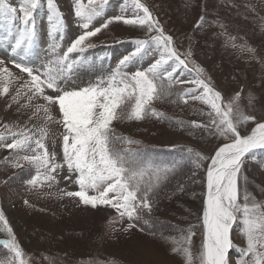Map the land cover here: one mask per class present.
Masks as SVG:
<instances>
[{
    "label": "rangeland",
    "instance_id": "374dc122",
    "mask_svg": "<svg viewBox=\"0 0 264 264\" xmlns=\"http://www.w3.org/2000/svg\"><path fill=\"white\" fill-rule=\"evenodd\" d=\"M13 6L19 0H8ZM39 12L36 24V38L30 53L21 60L12 54L11 45L19 35L17 21L14 25L0 24V60L13 73L9 92L0 95V212H3L8 227L12 230L15 242L21 247L27 264H184L181 254L172 252L170 238L179 237L181 230L194 226L192 252L197 254L202 241V215L206 194L205 176L210 158L219 146L226 141L209 134L203 127H193V122L209 125L211 108L200 100L188 97V103L178 99L177 92L169 98L156 101L154 107L164 114L163 119L146 118L142 121H114L112 127L118 136L137 141L131 145L143 157L148 150L157 147L184 145L209 159L196 166V156L177 163V168L187 172L188 186L183 194L164 204L161 218L171 220L173 232L166 237L154 234L150 224L145 227H131L126 217L121 222L114 209L98 205L96 208L84 206L78 198L63 195L66 191H78V186L69 176L67 167L57 171L56 180L43 186L33 187L27 181L36 174V169L23 160L24 152L16 153L2 145L12 143V132L30 130L38 138L40 129L47 132L44 143L49 153H55L56 161L63 158V126L57 122L58 106H50L53 120L46 121L43 111L37 112L38 105L46 102L35 98L29 101L21 91L18 102L13 101L18 89L30 80L27 73H21L14 67L16 60L34 69L44 72L50 62L62 55L82 30L77 26L74 15V0H55L64 21L63 39L56 35L55 41L49 36L46 0ZM86 3V0H84ZM152 13L164 33L171 36L173 46L187 58L188 67L181 66L173 75V90L197 89L192 83L197 78V67L202 69L199 78L221 93L227 103L236 94H240L239 107L247 115L254 116L255 122L241 124V135L250 134L256 122H264V0H141ZM102 17L94 21L100 26L108 18L124 15L132 18L135 10L131 0H109ZM142 14V13H141ZM201 17L203 20L201 21ZM107 34V35H102ZM156 35V33H152ZM146 38L140 27L114 22L92 40L96 47L83 53V61L74 66L68 87L78 89L95 83L98 78L107 77L116 68L119 60L129 54L136 39ZM60 47L55 53L50 45ZM252 51H248V49ZM190 56H187L188 53ZM81 54H71V59H80ZM158 53L149 51L140 63L130 65L126 71L146 69L158 59ZM112 59L116 61H111ZM36 60H42L40 64ZM171 63V62H170ZM179 81L180 83H175ZM2 87V85H0ZM178 87V88H177ZM47 94L56 93L46 89ZM202 93L197 89L196 93ZM28 95H31L29 93ZM253 97L249 103V97ZM31 154V153H27ZM20 160L23 167H14ZM32 170L33 176L27 178L21 192L12 199L1 188L7 178H22V172ZM264 153H258L256 159H247L241 169L238 185L241 197L244 190L255 202L264 205ZM19 193V194H17ZM25 201L28 203L26 204ZM242 202V200H241ZM110 221L112 223H110ZM133 224V223H132ZM175 232V233H174ZM174 233V234H173ZM178 233V234H176ZM7 230L0 225V262L7 264L12 253L4 247L5 240H11ZM232 239L237 248L246 247L244 238L235 228ZM153 255L156 258H153ZM159 258H157V256ZM240 253L234 248L230 253L231 264H236ZM159 261V262H157Z\"/></svg>",
    "mask_w": 264,
    "mask_h": 264
},
{
    "label": "snow or ice",
    "instance_id": "6c2138e0",
    "mask_svg": "<svg viewBox=\"0 0 264 264\" xmlns=\"http://www.w3.org/2000/svg\"><path fill=\"white\" fill-rule=\"evenodd\" d=\"M127 3L128 0H125ZM108 4L109 0H86V3L84 0H74V15L82 32L62 55L50 62L44 72L39 69L34 72L32 67L12 61L14 67L21 73H27L30 78L17 90L12 98L14 102H18L21 91L26 89L24 94L29 101L39 98L46 102L36 109L37 112L45 113L46 121L54 119L50 106H58L60 116L57 122L64 129L62 162L56 161L54 152L49 153L44 143L47 135L44 128L39 130L37 138L34 133L30 134V130L12 132L5 125L13 136V142L2 146L16 153H26L20 160L36 169V174L27 184L33 187L51 185L56 180L57 171L66 166L69 173L66 179L73 180L79 190L66 191L63 195L78 198V202L84 206L110 207L115 210L121 222L125 217L134 221L151 213L153 198L158 194L161 183L175 171L176 164L156 165L146 160L138 150L131 147L138 142L118 136L112 124L117 120L142 121L150 117L163 119L164 114L155 109L154 103L173 95V75L181 66L187 68L188 60L182 58L173 46L172 37L164 33L141 0H131L135 10L132 18L120 15L106 19L98 27L94 26V21L103 16ZM44 6L42 0H19L16 6L8 0H0V24L12 26L19 22V35L11 45V50L21 60L33 48L37 18ZM46 7L48 34L53 41L57 34L62 40L65 25L55 0H46ZM114 22L143 28L146 38L132 41L133 50L119 60L107 77L98 78L95 83L78 89L69 88L67 85L72 78L74 66L83 61L84 52L96 47L92 38ZM50 47L55 53L60 45L54 42ZM150 50L158 53L159 58L146 69L131 73L126 71L130 65L140 63ZM73 53L81 54V58L71 59ZM190 55L189 52L187 56ZM195 71L197 78L187 83L195 84L197 89H202V93L194 94L197 89L190 88L177 93L178 99L188 103V97H191L208 105L211 108L208 113L209 125L193 122V127H203L209 134L223 138L226 142L215 151L206 169L207 193L203 205L200 248L194 255L193 226L186 231L181 230L179 237L170 238L172 252L181 254L184 264H231L230 251L236 248L240 253L236 264H264V205L255 202L246 189L241 197L238 185L246 158L254 160L258 153H264V122H256L250 134L241 135L238 126L255 122L256 118L245 114L239 107L240 94L225 103L220 92L214 91L209 83L199 78L203 70L197 67ZM13 79V73L0 60V95L9 92ZM46 89L56 95L47 94ZM253 99L249 97L250 104ZM3 139V134H0V140ZM187 152L192 154L193 150L189 148ZM195 156L197 167H200L203 160L209 159L200 153H195ZM20 160L13 166L23 167ZM0 225L12 237L3 242L4 247L12 253L7 264H27L3 212H0ZM135 226L129 224V228ZM234 226L244 238L246 247L237 248L234 244Z\"/></svg>",
    "mask_w": 264,
    "mask_h": 264
},
{
    "label": "trees",
    "instance_id": "16d2710c",
    "mask_svg": "<svg viewBox=\"0 0 264 264\" xmlns=\"http://www.w3.org/2000/svg\"><path fill=\"white\" fill-rule=\"evenodd\" d=\"M172 92L179 93V90L172 89ZM187 149H189V147L184 145H176L169 148L153 147L152 151L148 150L146 152V156L144 157L146 160H150L156 165L176 164V168L175 171L170 173L168 178L161 183L158 189V194L153 198L154 202L151 213H146L141 219L132 221V223L137 227L142 228L150 224L151 226L156 227V229H153V227L151 228L152 232L157 235L173 232V228L171 227L170 223L171 220H167L166 218L164 220L161 218V215L164 214V209L162 206L169 201L180 198V196L183 194L184 188L189 185L187 181V172L180 170L179 167L177 168L178 162H183L185 159H190L191 155L196 153L193 151L192 154H189ZM22 175V178L24 179L20 178L18 180L17 178H7L2 182L1 188H3L7 194L15 196L11 197L12 199L17 197L15 192H21L23 190L24 182L27 178L33 176V171H24L22 172ZM145 221H148V223L146 224ZM3 249L4 248L0 245V252L3 251Z\"/></svg>",
    "mask_w": 264,
    "mask_h": 264
},
{
    "label": "bare ground",
    "instance_id": "6f19581e",
    "mask_svg": "<svg viewBox=\"0 0 264 264\" xmlns=\"http://www.w3.org/2000/svg\"><path fill=\"white\" fill-rule=\"evenodd\" d=\"M204 180H205V185H206V189H207V179H206V176H205V179ZM153 258H156V257L153 255ZM157 258H159V257L157 256ZM157 262H159V261H157Z\"/></svg>",
    "mask_w": 264,
    "mask_h": 264
},
{
    "label": "water",
    "instance_id": "95a60500",
    "mask_svg": "<svg viewBox=\"0 0 264 264\" xmlns=\"http://www.w3.org/2000/svg\"><path fill=\"white\" fill-rule=\"evenodd\" d=\"M206 199V198H205Z\"/></svg>",
    "mask_w": 264,
    "mask_h": 264
}]
</instances>
